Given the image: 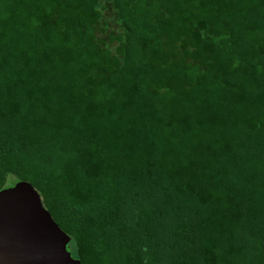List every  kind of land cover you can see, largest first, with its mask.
<instances>
[{
  "label": "trees",
  "instance_id": "1",
  "mask_svg": "<svg viewBox=\"0 0 264 264\" xmlns=\"http://www.w3.org/2000/svg\"><path fill=\"white\" fill-rule=\"evenodd\" d=\"M80 264H264V0H0V190Z\"/></svg>",
  "mask_w": 264,
  "mask_h": 264
},
{
  "label": "water",
  "instance_id": "2",
  "mask_svg": "<svg viewBox=\"0 0 264 264\" xmlns=\"http://www.w3.org/2000/svg\"><path fill=\"white\" fill-rule=\"evenodd\" d=\"M68 242L30 183L0 190V264H80Z\"/></svg>",
  "mask_w": 264,
  "mask_h": 264
}]
</instances>
